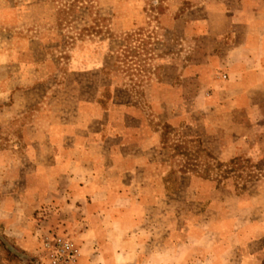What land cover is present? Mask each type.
<instances>
[{
  "label": "rangeland",
  "instance_id": "374dc122",
  "mask_svg": "<svg viewBox=\"0 0 264 264\" xmlns=\"http://www.w3.org/2000/svg\"><path fill=\"white\" fill-rule=\"evenodd\" d=\"M244 1L250 16L264 3ZM239 2L0 0V109L15 105L0 117V198L31 203L10 231L0 216V264L79 263L88 207L70 170L154 249L201 233L226 247L222 261L264 264V85H225L217 58ZM194 140L248 163L221 181L203 165L182 172Z\"/></svg>",
  "mask_w": 264,
  "mask_h": 264
},
{
  "label": "crops",
  "instance_id": "0c3cea01",
  "mask_svg": "<svg viewBox=\"0 0 264 264\" xmlns=\"http://www.w3.org/2000/svg\"><path fill=\"white\" fill-rule=\"evenodd\" d=\"M239 3L238 10L228 12L230 25L223 35L229 36L231 42L217 56L229 67L225 69L229 76L225 85H240L241 88L264 85V3L258 5L253 16L249 14L254 2L240 0ZM260 28L261 35L258 33ZM14 106L0 109V117L4 110ZM68 172L72 183L70 195L75 197L77 194L79 197L74 200L86 201L88 207L80 216V223L84 225L79 232L83 255L78 264H232L220 259L226 254V247L216 240L202 245L201 233L194 238L199 239L198 242L160 244L154 249L136 238L139 232L134 230L135 227L127 226L132 215H126V211L111 205L110 195L104 188L91 186V180L82 183L81 179L76 180L71 170ZM0 203V216L8 219L7 231L14 228L12 217L16 221L22 218L26 213V203L31 205L15 195L0 198ZM248 263L242 257L237 262Z\"/></svg>",
  "mask_w": 264,
  "mask_h": 264
},
{
  "label": "trees",
  "instance_id": "16d2710c",
  "mask_svg": "<svg viewBox=\"0 0 264 264\" xmlns=\"http://www.w3.org/2000/svg\"><path fill=\"white\" fill-rule=\"evenodd\" d=\"M194 141L199 145V147L196 150L197 154L195 155V157H197L195 158L197 163L191 165L192 167L185 166V170L182 169L181 170L182 172L183 171L192 172L195 171L197 168H199V166L203 165L204 166L203 170L198 171V174L201 177L209 179L211 177V173L216 172L219 176V181H221L222 179L227 178V176L232 172L244 168L245 164L248 163L247 160H243L242 158H235L228 163L220 162L216 160V158L209 151H207V149L203 147L200 141L198 140H194ZM254 176H255L254 173H251L248 175V178L252 179Z\"/></svg>",
  "mask_w": 264,
  "mask_h": 264
},
{
  "label": "built area",
  "instance_id": "2783aa9c",
  "mask_svg": "<svg viewBox=\"0 0 264 264\" xmlns=\"http://www.w3.org/2000/svg\"><path fill=\"white\" fill-rule=\"evenodd\" d=\"M61 250L66 254L68 261H75L77 257V250L74 248L73 244L69 242L60 241Z\"/></svg>",
  "mask_w": 264,
  "mask_h": 264
}]
</instances>
